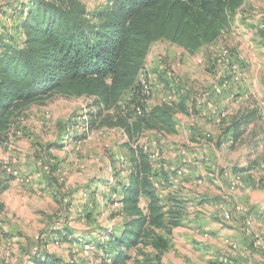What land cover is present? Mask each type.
Listing matches in <instances>:
<instances>
[{
	"label": "rangeland",
	"instance_id": "obj_1",
	"mask_svg": "<svg viewBox=\"0 0 264 264\" xmlns=\"http://www.w3.org/2000/svg\"><path fill=\"white\" fill-rule=\"evenodd\" d=\"M27 1L0 0V31L18 35L16 15ZM84 1L93 9L107 0ZM142 73L149 85L143 96L147 109L184 103L186 112L175 116L176 134L144 131L136 140L152 155L165 210L175 208L179 221L170 230H158L143 252L135 251L139 260L222 264L236 238L244 254L234 258L235 264H264V147L252 152L243 142L226 141L231 119L245 108L257 107L264 116V0H245L218 39L194 54L167 40L154 42ZM92 102L54 95L14 116L0 138V264H35L33 257L45 252L69 262L97 263L88 246L54 238L55 231L69 228L103 239L99 227L120 219L112 220L120 206L110 201L119 192L104 182L126 176L129 139L110 127L79 139L85 131L70 123L84 118ZM69 127L71 135H66ZM173 154L180 156L178 165ZM194 193L200 196L197 202ZM223 197L233 217L224 222L216 209ZM176 201L182 206L175 207ZM89 210L94 221L85 217ZM247 215L253 218L251 235L242 231ZM198 218L206 219L195 223ZM163 242L166 248L156 247Z\"/></svg>",
	"mask_w": 264,
	"mask_h": 264
},
{
	"label": "trees",
	"instance_id": "obj_2",
	"mask_svg": "<svg viewBox=\"0 0 264 264\" xmlns=\"http://www.w3.org/2000/svg\"><path fill=\"white\" fill-rule=\"evenodd\" d=\"M244 3L107 0L92 9L84 0H29L16 15L13 30L18 35L0 31V138L18 113L59 94L93 99L84 118L70 123L85 131L79 139L103 127L120 128L129 139L126 176L104 182L119 192L110 199L120 206L112 217L120 218L116 225L99 227L103 239L88 237L87 232L76 235L66 228L54 232L56 240L88 246L96 264H142L135 251L141 253L142 247L154 244L158 230L179 224L178 211H166L162 203L151 153L136 140L144 131L176 134L175 116L186 112V107L163 103L147 109L143 104L139 115L133 110L137 98L125 95L135 88L154 42L167 40L194 54L203 43L218 39ZM70 129L66 135H71ZM226 141L262 151L264 116L257 107L231 119ZM3 190L0 187V196ZM179 203L174 206L180 207ZM85 217L94 221V211H85ZM33 259L35 264H83L48 252Z\"/></svg>",
	"mask_w": 264,
	"mask_h": 264
},
{
	"label": "built area",
	"instance_id": "obj_3",
	"mask_svg": "<svg viewBox=\"0 0 264 264\" xmlns=\"http://www.w3.org/2000/svg\"><path fill=\"white\" fill-rule=\"evenodd\" d=\"M143 77H144V74L141 73L135 88L131 90L132 91L131 92V97L132 98H137V101H138L136 103V105L134 106L133 110L135 111V114H139V115L143 114L144 109H143L142 105L146 104V98H144L143 96L147 95L145 93H149V85L143 79ZM204 180L205 179H199L198 183L199 184H203ZM235 181L238 183V181H240V177L239 176L236 177ZM156 185H157V183H156ZM157 187H158V185H157ZM216 209L218 211V216L222 220V222L229 221V220H231L233 218L232 217V213L229 211V209L224 204V197L220 200L219 203H217ZM252 223H253L252 216L247 215L246 218L244 219V225H243V228H242V231L245 233V235H251V233H252ZM240 245L241 244H240L239 239L231 238L230 246H231V248L233 250V253L232 254H228L225 257L223 255L222 260H221L222 264H235L234 261H233L234 258L235 259L239 258V256H242L244 254L243 252L239 251L240 250Z\"/></svg>",
	"mask_w": 264,
	"mask_h": 264
},
{
	"label": "crops",
	"instance_id": "obj_4",
	"mask_svg": "<svg viewBox=\"0 0 264 264\" xmlns=\"http://www.w3.org/2000/svg\"><path fill=\"white\" fill-rule=\"evenodd\" d=\"M249 108H251V107H248V108H245L243 111H241L238 115H236V116H242L243 115V113L247 110V109H249ZM177 128H178V125H177ZM179 129V128H178ZM194 130V129H193ZM261 149H259V150H257V151H260ZM254 150H252V152H253ZM179 159H180V156H176V154H173V157H172V162H173V164H176V165H178L177 163H179ZM178 161V162H177ZM170 169L173 171L174 170V167L173 166H171L170 167ZM164 170L165 171H167L168 173H170L171 174V172L169 171V169H165V167H164ZM193 196L195 195V198L193 197V200H195V202H197L196 201V198H198L197 200L199 201L200 200V196H199V194H197V193H194V194H192ZM179 205H180V203H179ZM180 206H182V205H180ZM198 207V206H197ZM196 208V207H195ZM200 208H198V210H199ZM205 217V216H204ZM204 219H206V218H204ZM204 219H196L194 222L196 223H198V222H205L204 221ZM222 221V220H221ZM214 224H216V222L214 223ZM220 225H222V223H219ZM237 232V231H236ZM235 232V233H236Z\"/></svg>",
	"mask_w": 264,
	"mask_h": 264
}]
</instances>
